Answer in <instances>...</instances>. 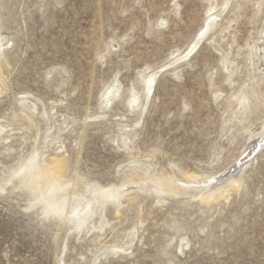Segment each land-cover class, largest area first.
<instances>
[{
    "label": "rangeland",
    "instance_id": "rangeland-1",
    "mask_svg": "<svg viewBox=\"0 0 264 264\" xmlns=\"http://www.w3.org/2000/svg\"><path fill=\"white\" fill-rule=\"evenodd\" d=\"M228 2L0 0V264H264V143L241 161L264 106L240 121L228 99L231 88L258 82L248 59L264 45V0ZM225 7L214 40L176 74L159 71L142 114L130 109L145 78L191 49L208 14ZM228 60L238 67L234 87L224 79ZM259 86L264 94V79ZM33 150L64 155L66 185L84 196V181L120 187L151 154V176L226 179L241 161L246 179L206 206L172 194L158 200L149 189L119 214L106 206L77 235L35 214L28 191L5 186Z\"/></svg>",
    "mask_w": 264,
    "mask_h": 264
},
{
    "label": "bare ground",
    "instance_id": "bare-ground-1",
    "mask_svg": "<svg viewBox=\"0 0 264 264\" xmlns=\"http://www.w3.org/2000/svg\"><path fill=\"white\" fill-rule=\"evenodd\" d=\"M232 1L233 0H229V2ZM225 10L226 7L223 12H213L211 14H208V18L203 28L200 30L198 36L195 39V42H192V48H187L185 52L180 53L179 55L175 54L177 56H173L172 58H175L172 61L168 62L161 68L155 69L150 75L145 78L143 97L138 98L137 92L133 91L131 99L128 100V106L130 109L138 110V108H141L142 114V110H144L145 104L152 97L155 88V81L159 77V75H161L159 71L161 69H166L164 71L165 74L166 72L176 74L177 71L180 70V68L191 61V55L193 54V51L201 44L202 41H204L205 39L206 41L214 40V37H216V33H218L215 32V30L219 26L220 19L222 18L223 13H225ZM222 32L223 29L219 33ZM253 48L257 52L253 54L254 58H249L248 61L250 65L259 73V75L256 76L258 82L255 81V84L243 83L244 86L242 87L241 85L236 90V88L233 86L235 82L233 83L232 78L234 74L237 73L235 70H238V67L234 68L237 65L235 64L234 66V62L230 60H228V62L225 64L226 74L224 79L226 82H228L229 86L235 88V90L234 88H231L232 92L228 96L230 105L229 108L235 105L234 110H232V114L235 119L238 117V120L240 121L243 120V116H248V114H252L256 109H259V107L264 106V94L258 89L260 87L259 82H263L264 79V45L253 46ZM187 51L188 53L186 54ZM261 61L263 63H261ZM252 80H255V78H253ZM119 93V90H116V93L114 95H109L108 97L106 95L107 98L104 103L103 109H108V106H110L111 102L119 98ZM23 102H26L25 99L23 100ZM29 118L30 116L26 115V119ZM260 121L261 123L256 131H252V129L246 130V132L249 133L248 139L250 143L245 150L246 153L250 151L249 155L251 156L254 149L256 147H258L257 149L261 148V144L264 143V118L262 120L260 119ZM36 124L29 123L27 125L30 128L33 125L36 126ZM47 131L50 130H48L47 128ZM5 139H8V137H6ZM50 140L52 142L54 138L50 137ZM122 140L125 145L124 147H129L127 146L129 138L123 137ZM55 142L56 140H54V143L51 144L53 145L55 144ZM56 143L59 144L58 142ZM57 144L56 147L62 146V144ZM257 149H255V151ZM261 153L262 151L259 155H261ZM33 154L37 155V159L34 164L30 165L28 164V160L32 158ZM151 155L150 158L152 160L150 164H148V162L139 163L138 165H140V168L133 170L130 174L129 179L122 183L120 187H101L96 183H89L87 181H84L83 183L86 185V190L84 192L88 194L87 196H84L83 192L77 193L73 191V189H71L74 183L66 185L67 181L64 180V174L67 171V164L64 155L50 153L48 154L46 152L33 150L27 156L24 163L20 164L17 168L10 170V176L9 179L5 181V186L11 185L13 187V190L22 189L28 191L30 193V198L28 199V201L32 204L34 203L32 207H36V205L39 206L37 209H39L40 213L36 212L35 214H38V216H42L45 219L53 218V220L57 219L61 222L63 221L64 223L71 225V231L77 233L78 235L84 229L88 230L89 226H92L96 216L105 211L106 206L112 205V207H114L115 214H119L121 212L120 209L125 203H129V201H133L134 199L139 197L138 194L149 193V189L153 190V192L156 194V199L158 200H166L165 197L172 194L181 197L187 196L188 199H197L200 204L202 203L206 206L214 202H218V200L226 199L231 191L242 188L240 186L243 185L242 183L244 182V178L246 176V171H243V168H245V164H241L240 168L237 169L240 165V162L242 161L241 160L240 162H237L232 166L234 171L232 175H228V178L226 179H224L225 176L223 175L217 176L215 174L207 177H195L193 174L184 172L182 173L183 179L177 177L168 178L166 175H160L156 173L155 170H153L157 165L158 159L155 155ZM254 161H251L252 163L250 167L254 165ZM134 163L137 164V162ZM21 168H24L25 170L21 176H17L16 173L20 172ZM151 168H153V171L151 172L152 176L149 173V170H151ZM148 174L150 175V177H148ZM15 178L16 182L14 181V183L13 180ZM134 189H137L138 191H135L132 194H127L128 190ZM0 191H4V188H0Z\"/></svg>",
    "mask_w": 264,
    "mask_h": 264
},
{
    "label": "snow or ice",
    "instance_id": "snow-or-ice-1",
    "mask_svg": "<svg viewBox=\"0 0 264 264\" xmlns=\"http://www.w3.org/2000/svg\"><path fill=\"white\" fill-rule=\"evenodd\" d=\"M36 159H37V155L36 154H33L32 158H30L28 160V164H34L36 162ZM24 168H21L20 172L16 173L17 176H21L24 172Z\"/></svg>",
    "mask_w": 264,
    "mask_h": 264
},
{
    "label": "water",
    "instance_id": "water-1",
    "mask_svg": "<svg viewBox=\"0 0 264 264\" xmlns=\"http://www.w3.org/2000/svg\"><path fill=\"white\" fill-rule=\"evenodd\" d=\"M255 153H256V151H254L253 154H255ZM250 156H251V155H250ZM250 156H249V157H250ZM252 156H253V155H252ZM242 157H243V158H241V160H242V159L244 160V159L249 158V157H248V153L244 154Z\"/></svg>",
    "mask_w": 264,
    "mask_h": 264
}]
</instances>
